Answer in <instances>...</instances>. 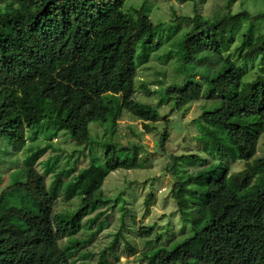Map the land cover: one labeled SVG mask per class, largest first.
<instances>
[{"label":"trees","instance_id":"16d2710c","mask_svg":"<svg viewBox=\"0 0 264 264\" xmlns=\"http://www.w3.org/2000/svg\"><path fill=\"white\" fill-rule=\"evenodd\" d=\"M125 2L0 0V152L7 153V147L21 151L27 140L34 143L41 133L59 130H66L78 147L71 163L62 167L59 151L47 143L25 150L23 178L0 194V264H71L105 226L106 219L100 218L111 202L102 194L106 177L149 163L146 157L141 160L138 145L119 147L110 141L123 111L140 120L146 132L160 117L156 107L133 95L137 70L157 51L153 42L159 41L163 24L149 18L147 0L130 11L124 10ZM261 17L243 11L212 22L196 12L179 19L190 23L177 52L183 79L160 87L161 98L171 102V113L200 99L220 102V107L202 111L195 121V139L212 163L204 166L207 160L197 153L170 157V196L190 232L169 250L148 254L150 264H264V154L256 157L264 135V70L243 84L247 69L264 58V35L257 40L250 24L236 57H228L240 22ZM140 89L146 90L144 85ZM91 124L103 130L101 137L110 132L100 153L94 151L98 137ZM52 137L44 140L53 142ZM167 141L164 127L157 143L160 152ZM48 151L54 159L40 173L35 166ZM85 151L87 165L82 167L78 158ZM226 161L243 162L244 168L229 173ZM58 198H78L79 205L72 212L54 213ZM153 200L149 193L146 210ZM91 215L86 228L95 230L86 240L75 239ZM153 230L154 225L141 228L139 235L147 237ZM62 238L67 239L64 246L59 245ZM197 240L206 245L189 259L185 250ZM96 264L109 263L102 259Z\"/></svg>","mask_w":264,"mask_h":264},{"label":"rangeland","instance_id":"374dc122","mask_svg":"<svg viewBox=\"0 0 264 264\" xmlns=\"http://www.w3.org/2000/svg\"><path fill=\"white\" fill-rule=\"evenodd\" d=\"M228 1L147 0L146 7L149 18L154 24L162 23L163 29L159 41L153 42V46H157V51L151 55L147 64L137 70V88L133 98L141 103L156 107L160 114L159 121L154 123L152 128L146 132L140 120L123 111L116 119L111 137L108 129L106 135L101 137L103 130L100 127L95 124H91L90 127L92 128V135L98 137L96 142L98 144L94 146V151L97 153H100L101 141L110 137V141L119 147H126L129 144L138 145L141 160L146 157L149 163L141 169L128 171L118 169L106 177L102 186V194L111 202L105 210L106 217L100 218L101 221L106 219L105 226L95 235L90 244L84 246L78 255L71 259V264H96L102 259L109 264H150V260L146 257L148 254L157 248L169 250L189 236V227L182 224L176 203L170 196V188L174 184V178L170 172V157L197 153L207 160L208 163L204 166H209L212 163V157L202 154L201 147L195 139L198 135V123L196 124L195 121L200 119L202 111L219 108L220 102L200 99L187 104L179 111L171 113V102L161 98L163 95L159 89L160 87L165 88L172 84H179L183 79L177 52L181 49L182 37L190 28V23L179 20L180 18L192 17L196 12L212 22L225 15H234L243 11L248 12L251 17L262 15L258 19L249 18L240 22L234 34V45L229 51L230 56L228 57L231 60L236 57L238 53L236 49L250 24L254 26V37L257 40L264 35L263 0H234L230 8L227 7ZM143 2L144 0H126L123 8L125 11H130L133 7H140ZM255 63L253 68L247 69L243 84L254 80L260 73V69L264 70V58H258ZM161 82L163 83L160 86L159 83ZM141 85H144L150 94H147L146 90L140 89ZM190 89L191 92L194 91L192 85H190ZM120 98L121 96H118L116 99L120 101ZM168 118L170 122L164 125V121ZM164 127L168 132V141L164 151L160 152L157 143ZM40 135L37 142L28 141L26 147L28 148L30 144L33 147L44 146L47 143L52 148L51 150L59 151L58 164L60 167L67 162L71 163L70 155L77 146L70 141V135L66 130L46 131ZM46 136L47 138L53 136L57 140L53 141L52 137L53 142L45 141L44 137ZM3 146L7 147V145ZM24 154L25 148L16 151L7 147V153L5 150L0 152V194L12 186L15 181H20L23 178V160L27 156ZM263 154L264 135L258 142L256 157H262ZM53 155L54 152L52 151L44 154L38 160L35 166L36 170L40 173L46 172L47 164L54 159ZM86 155L85 151L84 158H78L79 165L82 167L87 165ZM49 159H51L50 162ZM226 164L229 167V173L241 171L244 168V163L240 161H226ZM199 169L198 167L195 170ZM50 181L51 176H47V184ZM149 193L154 195V200L149 203L146 210L144 200ZM119 195L121 198L116 200ZM123 202L125 203L126 214L122 219L120 207ZM78 205V198L71 202H65L59 198L54 203L53 212H72ZM91 217L93 215L83 221L84 228L77 236H74L75 239L86 240L88 234L95 230V227L92 230L86 228ZM151 225H154L152 234L147 237L139 235L141 228ZM207 235H212V233L209 232ZM157 237H159V241L156 243ZM195 243V247L189 246L185 250L189 259L196 258L199 249L206 245L199 240ZM59 244L60 246L66 245L67 239L62 238Z\"/></svg>","mask_w":264,"mask_h":264},{"label":"clouds","instance_id":"9594fccd","mask_svg":"<svg viewBox=\"0 0 264 264\" xmlns=\"http://www.w3.org/2000/svg\"><path fill=\"white\" fill-rule=\"evenodd\" d=\"M54 140H57V139H56V138H53V141H54ZM27 142H28V140L26 141V143H27ZM29 146H30V145H29ZM24 148H25V150L27 149L26 145H25V147H24ZM24 148H23V149H24ZM13 150H14V149H13ZM24 155H26V152H25V154H24ZM58 199H59V198H58ZM59 245H60V244H59Z\"/></svg>","mask_w":264,"mask_h":264}]
</instances>
